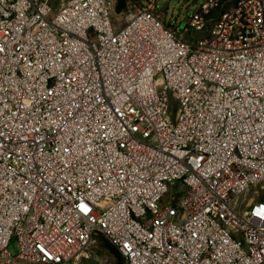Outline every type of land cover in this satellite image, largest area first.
Listing matches in <instances>:
<instances>
[{"label": "built area", "instance_id": "obj_1", "mask_svg": "<svg viewBox=\"0 0 264 264\" xmlns=\"http://www.w3.org/2000/svg\"><path fill=\"white\" fill-rule=\"evenodd\" d=\"M113 10L0 0V264H264V0Z\"/></svg>", "mask_w": 264, "mask_h": 264}, {"label": "rangeland", "instance_id": "obj_2", "mask_svg": "<svg viewBox=\"0 0 264 264\" xmlns=\"http://www.w3.org/2000/svg\"><path fill=\"white\" fill-rule=\"evenodd\" d=\"M114 5L113 21L115 26L119 29L128 24V22L136 16L142 9V5L153 1L157 4V10L163 16L167 23L173 26V29H181L188 17H192L202 6L204 0H128L123 11L118 12L120 0H110ZM177 104L172 101V108L176 110ZM253 202H264V184L257 185L243 197L240 203H243L244 209L248 204ZM9 251L15 255L18 252L17 242L14 241ZM111 264H122L120 257L111 251L108 244L102 237L99 236L97 245L94 248L91 259L85 260L83 264H105L107 260Z\"/></svg>", "mask_w": 264, "mask_h": 264}, {"label": "trees", "instance_id": "obj_3", "mask_svg": "<svg viewBox=\"0 0 264 264\" xmlns=\"http://www.w3.org/2000/svg\"><path fill=\"white\" fill-rule=\"evenodd\" d=\"M128 0H120V2H119V6H118V8H117V10H118V12H121V11H123V9H125V7H126V2H127ZM109 246V245H108ZM110 247V246H109ZM110 249H111V251L112 252H114L116 255H118L119 257H120V260H121V262H122V264H124L123 263V260H122V258H121V256H120V254L115 250V249H113V248H111L110 247Z\"/></svg>", "mask_w": 264, "mask_h": 264}]
</instances>
